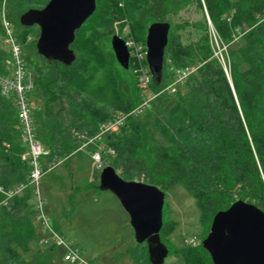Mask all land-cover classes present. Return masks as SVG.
<instances>
[{"label": "trees", "instance_id": "obj_1", "mask_svg": "<svg viewBox=\"0 0 264 264\" xmlns=\"http://www.w3.org/2000/svg\"><path fill=\"white\" fill-rule=\"evenodd\" d=\"M31 1L27 0L28 4ZM190 8L201 13L203 21L176 23V17ZM125 10L133 37L142 43H146L153 23L171 25L163 78L159 85L153 79L154 90L172 80V68L201 67L182 86L185 93L181 87L174 95H161L140 116L155 114L152 134L136 122L140 117H129L118 133L97 143L102 144L105 165L113 166L126 181L144 180L165 193L181 185L195 199L203 228H211L217 213L240 200L264 212V0H125ZM95 15L98 21L89 35L85 36L84 27L76 33L71 48L79 55L70 66L42 57L46 64L58 67L54 80L48 83L50 91L45 87L40 90L43 98L51 105L65 99L80 114V122L65 130L53 125L45 139L39 135L33 114L37 138L50 152L43 162L44 171L48 164L72 157L103 124L134 110L143 100L142 90L133 87L139 83L132 62L124 69L113 48L106 47V41L112 47L117 20L110 0H98ZM208 22L219 40L229 45L227 71L214 55ZM186 28H194L199 37L184 42L181 33ZM32 29L18 34L26 46L28 38H33ZM239 31H246L242 37L245 47L231 50ZM3 34L0 23V70L9 58L2 49ZM83 38L86 44L79 46ZM34 70L38 78L32 96L47 76L42 67L34 66ZM128 73L132 82L125 77ZM26 151L17 108L0 92V187L5 191L28 181L30 164L22 158ZM32 200L31 188L10 199L0 193V232L5 230L0 233V264H31L27 257L30 244L40 238ZM174 231L175 226L164 223L160 233L170 253L175 250L167 239ZM47 248L54 251L56 247ZM144 254L145 250L141 256L131 257L140 264H151Z\"/></svg>", "mask_w": 264, "mask_h": 264}, {"label": "rangeland", "instance_id": "obj_2", "mask_svg": "<svg viewBox=\"0 0 264 264\" xmlns=\"http://www.w3.org/2000/svg\"><path fill=\"white\" fill-rule=\"evenodd\" d=\"M4 1L0 0V6ZM50 1L32 0L31 4H28L27 0H7L6 18L17 35L29 28L21 24V16L34 6L44 8ZM110 3L117 16L115 35H126V30L132 33V24L126 15L125 0H110ZM181 20L203 21V16L190 8L182 11L176 17L175 22ZM97 21V15L92 16L83 26L85 36L87 32L89 35ZM208 26L214 55L216 57L220 48H224L223 56L219 61L222 62L224 59V64H222L228 68L230 65L229 56L231 55L229 45L222 41L218 45L213 37L212 29L214 28L212 24L208 22ZM31 28L33 29L30 34L33 36V42L36 41V45L40 36V28L38 26ZM181 34L183 41L188 43L196 40L200 33L194 28H186ZM85 38L78 42L79 46L86 44ZM33 42L23 46V54L27 65L31 69L36 66L47 71L46 78L42 77L34 96H31L32 111L36 116L39 135L42 139H45L53 125L65 130L73 122H80V114L65 99H60L55 105H51L47 104L46 99L43 98L44 96H42L40 90L45 87L50 91L51 86H48V83L54 80L58 67L56 63L46 64L42 56L39 55L37 47L33 46ZM106 47L107 49L112 48L109 41H106ZM243 47H245V41L242 40V37L236 39L234 36L231 50H239ZM2 49L7 53L10 51V45L4 42L3 37ZM76 55L78 56L79 53L77 52ZM125 77L130 82L133 81L131 73L126 74ZM133 87L135 90L136 87L142 90L139 84L138 86L133 84ZM181 89L182 93L186 92L185 88L182 87ZM166 102L165 99L161 101L163 104ZM157 105L154 107L155 109ZM154 117L155 114L151 113L138 118L136 122L145 125L147 131L152 134ZM118 132L119 130L115 133ZM97 143H90L83 150L80 148L72 157L62 160L61 165L56 168L50 170L49 165H47V171L40 184L41 195L45 200L44 211L51 218L53 227L55 226L58 229L59 233L67 240V243L78 248L82 257L93 264H140L141 261L133 260L131 255L137 254L139 257L141 252L145 250L146 255L144 254V257L146 256L149 259L147 245L136 242L130 217L117 197L109 191L100 190V174L109 165H105L103 159H101L103 169L99 170L96 167L94 155L97 153L102 154V144ZM133 181L144 182V180ZM36 204L37 201L34 200L33 196L31 206H34V211ZM200 216V210L195 199L181 185L166 193L163 220L165 224L175 226L174 233L167 239V243H169L171 249L175 250V253L169 254L165 264H212L208 252L203 247V241L207 238L211 228L210 226L209 228H203ZM33 220L37 225L34 217ZM8 230L10 228L6 229V231ZM39 232L40 238L30 244L31 251L27 255L31 264L47 262L51 264H70L63 259L65 248L56 247L54 251H51L41 244L40 240L45 234L40 229Z\"/></svg>", "mask_w": 264, "mask_h": 264}, {"label": "water", "instance_id": "obj_3", "mask_svg": "<svg viewBox=\"0 0 264 264\" xmlns=\"http://www.w3.org/2000/svg\"><path fill=\"white\" fill-rule=\"evenodd\" d=\"M98 0H51L43 9H30L20 22L24 27L38 26L37 51L40 56L70 66L76 60L71 48L76 33L94 15ZM171 25L153 23L146 37L147 62L155 85L163 78L165 52ZM118 63L130 67V53L118 35L112 39ZM100 190L109 191L120 201L130 217L138 244L147 243L151 264H165L170 249L161 239L166 193L154 185L126 181L113 166L100 174ZM213 264H264V212L255 204L237 201L213 219L210 233L203 241Z\"/></svg>", "mask_w": 264, "mask_h": 264}, {"label": "built area", "instance_id": "obj_4", "mask_svg": "<svg viewBox=\"0 0 264 264\" xmlns=\"http://www.w3.org/2000/svg\"><path fill=\"white\" fill-rule=\"evenodd\" d=\"M6 5L7 0H5L0 6V15L1 25L4 31L3 39L6 44L10 45V51L8 52L9 58L4 62L3 68L0 70V92L3 97L11 100L17 108L20 121V138L27 148L23 159L29 161L30 174L26 183H22L8 191H5L0 187V193L4 194L7 199H10L17 195H22L31 188L34 200L37 201L34 218L39 229L45 234L40 240L41 244L46 247H64L65 255L63 259L70 264H93L91 261L82 257L78 248L67 243L64 236L53 227L51 218L44 211L45 200L41 195L40 184L42 177L46 173L43 168V162L46 160V157L50 152L37 138L35 120L32 111L31 96L36 89L38 74L34 69H31L27 65L23 54V46H26V44L19 40L13 26L7 20ZM212 33L215 41L219 45L220 40L214 29H212ZM245 33L246 31H239L238 34L235 35V38L239 39L240 37H243ZM120 37L125 41L126 46L128 47L130 62H132L133 65V72L137 76L138 83L142 88L143 100L134 110L118 115L109 122L103 124L100 127L99 132L94 137L90 138L89 141L83 145L81 150L86 148L90 143L100 142L108 134L120 130L129 117H140L161 95L176 94L185 82L201 67V64H198L179 69L172 68V80L164 88L156 91L152 88L153 76L147 62L148 49L146 43L137 41L129 30H126V35ZM32 40L33 38L30 36L27 43ZM223 49L224 48H220L219 53L216 54V57L220 59V61L223 56ZM101 159L99 153L94 155V161L99 170L103 169ZM61 163L62 162L60 161L48 165L51 170L61 165Z\"/></svg>", "mask_w": 264, "mask_h": 264}, {"label": "crops", "instance_id": "obj_5", "mask_svg": "<svg viewBox=\"0 0 264 264\" xmlns=\"http://www.w3.org/2000/svg\"><path fill=\"white\" fill-rule=\"evenodd\" d=\"M76 153H77V152H76ZM73 155H74V154H73ZM73 155H72V156H73ZM43 235H44V234H43ZM44 236H45V235H44Z\"/></svg>", "mask_w": 264, "mask_h": 264}, {"label": "flooded vegetation", "instance_id": "obj_6", "mask_svg": "<svg viewBox=\"0 0 264 264\" xmlns=\"http://www.w3.org/2000/svg\"><path fill=\"white\" fill-rule=\"evenodd\" d=\"M147 244V243H146Z\"/></svg>", "mask_w": 264, "mask_h": 264}]
</instances>
